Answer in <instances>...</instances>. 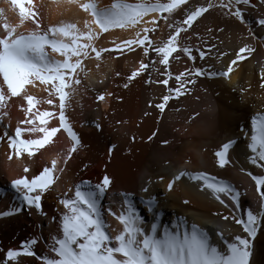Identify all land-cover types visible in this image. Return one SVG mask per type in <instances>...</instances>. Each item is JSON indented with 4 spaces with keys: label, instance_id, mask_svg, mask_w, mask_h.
Returning <instances> with one entry per match:
<instances>
[{
    "label": "bare ground",
    "instance_id": "1",
    "mask_svg": "<svg viewBox=\"0 0 264 264\" xmlns=\"http://www.w3.org/2000/svg\"><path fill=\"white\" fill-rule=\"evenodd\" d=\"M9 1L11 0L0 6L3 23L20 25L21 17L9 7ZM83 2L86 0H81ZM113 2L114 0H98L100 7L109 6ZM28 7L37 12L38 16L25 20L17 28V34L34 31V20L40 23V28L36 31H42L62 21L77 23L83 29L85 20H91L78 6L57 5L53 0H33V4ZM214 8H217L214 12L220 18L216 19L219 23L217 25L223 29V33L217 38L219 40L211 39L214 35L212 37L208 27L202 32L196 30L188 43L193 49V55L197 57L196 61L193 62L185 54L178 53L176 56L179 58H175L174 64L170 62L173 67L170 65L169 70L173 77L193 67L203 68L209 73H219L232 66L233 72L228 77L217 75L196 78L195 85H186L190 89L189 94L177 99L173 93L174 98L169 101L163 115L155 105L162 102L164 95L169 94L168 88H175L178 84L174 79L167 86L156 83L167 78L166 75H161L165 71L164 66L159 63L155 52L145 56L143 49L135 45L132 46L134 51L124 48L123 51H126H122L123 53L113 51L116 53L113 57L109 51L103 53L100 60H96L94 54L84 60L87 75L81 73V84L76 86L75 95L65 110L69 123L81 140V145L74 153L71 152L73 141L63 129L45 146H34L35 154L31 157L27 153L17 157L8 146V138L15 137L16 128L20 125L25 130L21 139L27 140V134L28 140L42 137L40 132L27 131L41 126L39 120L35 124L24 123L25 120L35 119L40 112L49 111L55 114L54 118H49L47 127L60 126L58 98L49 96L43 85L37 82V86L29 85L26 88L27 94L37 101L31 114L27 112L28 104L23 93L19 97H12L5 107L0 108V213L21 205L11 188L13 180L25 175L31 178L45 169V163L50 168L53 159L58 161L55 171L58 179L43 194L41 200L46 215L24 206L18 214L0 216V264H43L41 257H54L53 238L61 234V217L68 212L60 200L73 199L77 185L84 181L93 185L100 183L105 175L112 179V185L102 201V208L113 237L122 231L123 226L114 216L108 214V209L111 208L119 215L126 207L124 193L129 195L134 207L145 218L146 228L153 222L171 227L183 220L189 226L196 224L205 229L212 242L221 247L223 245L218 233H223L229 242L237 235L247 237L242 225L237 224L236 220L246 219L250 209L254 213L261 209L257 185L248 173L264 176V168L251 163V157L255 154L249 147L253 120L264 118V98L258 97V93L253 95L254 91L258 92L257 89L264 86V26L257 23L264 19V0H250L249 4L240 5L246 19L254 27L251 31L254 36L235 17L228 15L225 19L226 10ZM0 30L4 31L3 25ZM5 34L4 32L3 35ZM135 35L136 29H112L101 33L94 44L98 49L110 48L122 44L124 40L135 38ZM156 41L155 46H158L166 40ZM106 44L107 47H103ZM109 44L114 45L108 46ZM246 45L255 51L250 55L245 53L244 59L237 60V64L232 65L231 62L237 59L240 48ZM199 51L205 52L204 59H200ZM109 54L110 58L107 56ZM56 58L62 59L58 55ZM141 61L149 64V69L129 82L128 77L139 69ZM151 61L156 63L153 65ZM149 80L153 82L149 83ZM126 83L127 88L124 87ZM2 84L0 78V85ZM100 95H104L105 100L100 101ZM49 99L54 103L48 104ZM196 113L199 115L192 119ZM97 123L100 124V129L96 128ZM5 132L7 136L4 135ZM229 140L236 141L229 153L231 163L220 168L214 153L222 143ZM165 141L169 143L165 144ZM9 156L12 158L9 159ZM25 166L30 169L28 173L24 172ZM181 170L205 172L211 177L230 183L241 193L239 203L225 194H220V200H217L211 190H201V184L186 177L172 191H168V183ZM160 177H163V181ZM148 181L152 183L149 185ZM146 186L149 187L147 193L143 191ZM260 191H264V188ZM150 198L157 202L156 213L147 210L146 201ZM185 200L188 201L187 204L184 203ZM225 216L229 219L224 220ZM33 239L38 241L32 246L36 252L35 257L22 255L17 261L7 259L9 250L20 251ZM253 244L255 252L262 256L257 262L263 264L264 226H261Z\"/></svg>",
    "mask_w": 264,
    "mask_h": 264
},
{
    "label": "snow or ice",
    "instance_id": "2",
    "mask_svg": "<svg viewBox=\"0 0 264 264\" xmlns=\"http://www.w3.org/2000/svg\"><path fill=\"white\" fill-rule=\"evenodd\" d=\"M249 2L250 0H220L218 4L209 2L206 6H197L188 12L181 23H169L172 14L182 5L188 4V0H136V2L114 0L106 7H100L98 0H86L83 3L81 0H53V3L57 5L78 6L91 17V20H85L83 29L77 23L62 21L42 31L17 34V28L23 25L25 20L38 16V13L28 7L33 4V0H11L12 5L19 10L21 22L17 26H12L7 22L3 24L6 34L0 37V78L3 81L0 85V108L5 107L12 97H19L23 93V98L28 104L27 112L31 114L37 101L32 95L27 94L26 88L29 85L35 87L38 82L44 86L49 96L54 95L58 98L60 126L47 127L49 118H54L55 114L49 111L40 112L35 119L25 120L24 123L35 124L36 120H39L41 126L27 129V131L40 132L42 137L35 140L21 139L25 130L17 127L15 137L8 138L9 148L17 157L25 153L31 157L35 154L34 146H45L63 129L73 141L71 152L77 151L81 140L69 123L65 110L72 96L75 95L76 86L81 84V73L87 75L84 60L89 59L92 54L96 60H100L105 52L123 51L124 48L134 51L135 48L132 47L134 45L142 48L145 56L149 55L150 50L155 52L159 57V63L165 68L161 75L167 76L166 79L156 81V83L167 86L169 81L174 79L178 84L175 88H168L169 94L164 95L162 102L155 105L161 115L165 112L169 101L174 98L173 93L177 99L189 94L190 89L186 85H195L196 78L230 76L233 72L232 66H229L227 71L219 73H209L203 68L193 67L173 77L169 70L170 60L174 54L183 53L191 61H196L197 57L193 55V49L181 46L179 37L210 9L219 7L226 10L227 15L245 24L244 13L240 5L249 4ZM146 17L150 19L146 20ZM160 20L168 25L171 34L166 41L153 46L149 33L157 31ZM34 22L36 27L40 28L39 21L34 20ZM257 23L264 26V19L258 20ZM147 25H152V27ZM117 28L136 29L135 38L122 41V44H117L115 49H98L95 46L94 41L101 33ZM249 33L254 36L251 28H249ZM253 51L255 49L247 45L240 48L237 59L231 62L232 65H236L237 60L244 59L245 53L250 55ZM57 55L62 59H57ZM199 57L204 59L205 52L199 51ZM175 58L178 59L179 56ZM150 63L154 65L156 61ZM148 69L149 64L141 61L139 69L128 77L129 82ZM124 87L127 88L128 84L126 83ZM98 99L103 101L105 96L100 95ZM47 103L53 104L54 101L49 99ZM198 115L199 113L194 114L192 119ZM96 128L100 129L99 123L96 124ZM4 135L7 136V133L5 132ZM235 144V140H229L222 143L219 150L215 151L214 155L220 168H225L231 163L229 153ZM114 147L115 145L112 146ZM249 147L255 154L251 157V163L264 168V118L253 120V134ZM111 150L110 148V153ZM11 158L12 156H9V159ZM57 164L58 161L53 159L52 166L43 169L38 175L31 178L25 175L13 180L11 188L16 198L21 201V205L0 213V216L9 217L18 214L24 206L29 209L34 208L41 215H46L41 200L43 194L49 191L58 179L55 176ZM29 171L30 169L25 166L24 172ZM248 175L257 185L261 197V209L256 213L250 209L247 211L246 219L236 220L237 224L242 225L247 237L237 235L229 242L223 233H218L223 245L221 247L212 242L210 234L205 229L196 224L189 226L183 220L171 227L153 222L146 228L145 218L139 214L127 193L123 194L126 207L119 215L111 208L108 209V214L114 216L123 226L122 231L113 237L109 231L110 225L104 219L105 213L102 208V201L112 185V179L105 175L100 183L93 185L89 181H84L77 185L73 199L60 200L68 212L61 217V234L53 238L52 251L55 256H45L40 259L43 264H255L253 241L261 226H264V191H260L264 188V176H253L251 173ZM185 177L201 184L203 186L201 190H211L217 200H220V194H225L232 201L239 203L241 195L239 191H236L230 183L211 177L205 172L181 170L168 183V191H172L174 186ZM160 180L163 181V177H160ZM151 183L148 181L149 185ZM143 191L147 193L149 187H144ZM146 203L148 211L157 212V202L154 198H150ZM184 203L187 204L188 201L185 200ZM221 203H223L222 200ZM223 219L228 220L229 217L225 216ZM37 243L38 241L33 239L26 243L20 251L9 250L7 259L17 261L22 255L35 257L36 252L32 246Z\"/></svg>",
    "mask_w": 264,
    "mask_h": 264
},
{
    "label": "rangeland",
    "instance_id": "3",
    "mask_svg": "<svg viewBox=\"0 0 264 264\" xmlns=\"http://www.w3.org/2000/svg\"><path fill=\"white\" fill-rule=\"evenodd\" d=\"M1 2H4L5 3V1L3 0V1H1L0 0V6H3V5H6L7 4V2H8V0H7V2L4 4H2ZM209 2H213L214 4H216V3H219L220 2V0H188V4H186V5H182L179 9H177L173 14H172V16L169 18V23H173V22H175V23H181L182 21H183V19H185L186 18V15H187V13L188 12H190L191 10H193L195 7H197V6H206ZM206 3V4H205ZM9 7L11 8V9H14V11H17V14L19 13V11H18V8L16 9V7L14 6V5H12V3H11V1H9ZM12 7H11V6ZM15 7V8H14ZM191 9V10H190ZM217 9V8H216ZM216 9L215 8H213L212 10H209V12H207V13H205L204 14V16H202V17H200L196 22H194V24L192 25V27L191 28H189L186 32H183V33H181V35H180V37H179V43H180V45L181 46H187V47H189V41H191V37H193V32H195L196 30H198L199 32L201 31L202 32V30H204V28H207L208 27V30H210V29H212L211 30V32H212V37H213V35H214V37L213 38H211V39H213V40H219V39H217V38H219L220 37V34L221 33H223V31L221 32V28L217 25V24H219V23H217L218 22V20H216L217 18H219L217 15H216V12H214V11H216ZM5 10H7V12H9L8 11V9H5ZM13 11V10H12ZM215 14H214V13ZM2 13L3 12H1L0 13V28H1V25H3L4 23H3V16H2ZM5 13H6V11H5ZM14 13H16V12H14ZM209 13H211V14H209ZM6 14H8V13H6ZM16 15V14H15ZM165 15H167V13H165ZM207 15V16H206ZM213 15V16H212ZM216 15V16H215ZM13 17H14V15H12ZM11 16V17H12ZM18 16V15H17ZM230 16V15H229ZM4 17L6 18V15H4ZM12 17V18H13ZM20 17V16H19ZM227 17H228V15L226 16V18L225 19H227ZM231 17V16H230ZM17 18V17H16ZM244 18H245V21H246V23L244 24L245 26H247L248 28H251V31L252 30H254V27H253V25H252V23H250L247 19H246V17H245V14H244ZM211 19V20H210ZM220 19V18H219ZM210 20V21H209ZM210 23V24H209ZM206 24V25H205ZM208 25V26H207ZM213 25H215L214 27H216V28H214L213 27ZM217 25V26H216ZM203 26V27H202ZM165 27V28H164ZM186 27V26H185ZM212 27V28H211ZM218 27V28H217ZM220 28V29H219ZM216 29V30H215ZM32 30H34V31H36L37 30V27L35 26V25H33L32 26ZM213 30H214V33H213ZM220 30V31H219ZM171 32V30L169 29V27H168V25L163 21V20H160V22H159V26H158V29H157V31L155 32V33H149V36L151 37V39H152V41H153V46H155V42H157L156 41V39L158 40H167L168 39V37H169V35L171 34L170 33ZM210 32V33H211ZM218 32V33H217ZM4 34V31H1L0 30V37L2 36ZM160 36V37H159ZM163 36V37H162ZM166 37H167V39H166ZM112 46V45H114V44H109L108 46ZM103 47H107V44H106V46H103ZM113 47V48H112ZM112 47H107L108 49H115L116 48V45H114V46H112ZM124 50V49H123ZM115 51V50H114ZM116 51H120V50H116ZM126 51V50H125ZM125 51H123V52H125ZM111 52H113V51H111ZM110 52V54L112 55V57L113 56H115V54L116 53H111ZM122 51H121V53H123ZM152 52L153 51H149V55L148 56H150L151 54H152ZM109 53V52H108ZM110 54L109 55H107V56H109V58L111 57L110 56ZM175 57H176V54H175V56L170 60V62L171 63H173L174 64V62H175ZM108 58V57H107ZM174 61V62H173ZM172 67H173V65L172 64H170ZM170 66V67H171ZM260 87V86H259ZM261 88V87H260ZM257 89L258 90V92L257 91H254L253 93V95H257V93H258V97H263L264 98V86L261 88V89ZM263 89V90H262ZM254 90V89H253ZM255 90H256V88H255ZM261 90V91H260ZM260 91V92H259ZM256 92V93H255ZM261 95V96H260ZM20 121H19V119H18V123H19ZM20 128H22V125H20L19 126ZM26 127H27V125H26ZM26 139L28 140L29 139V134H27V136H26ZM61 154V153H60ZM44 167L45 168H49V165L47 164V163H45L44 164ZM111 229H109V231H110ZM110 233H111V235L113 236L114 234L112 233V231H110ZM261 255L260 254H257L256 252H254V256H253V260H254V262H255V264H260V263H258L257 262V259H261ZM262 264V263H261ZM264 264V263H263Z\"/></svg>",
    "mask_w": 264,
    "mask_h": 264
}]
</instances>
